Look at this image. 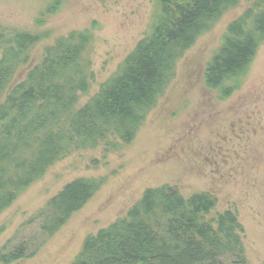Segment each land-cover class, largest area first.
I'll return each instance as SVG.
<instances>
[{
  "label": "trees",
  "instance_id": "obj_1",
  "mask_svg": "<svg viewBox=\"0 0 264 264\" xmlns=\"http://www.w3.org/2000/svg\"><path fill=\"white\" fill-rule=\"evenodd\" d=\"M67 0H46L34 27L46 28ZM242 0H155L151 32L115 72L94 83L91 46L97 25L50 39L0 23V215L55 164L74 152L130 145L175 78L177 63ZM35 28V29H36ZM264 44V0L230 22L219 52L207 62L204 86L227 101L240 90ZM77 179L47 201L38 231L58 232L103 185ZM208 193L182 196L174 187L146 189L124 217L85 239L72 264H247L243 228L230 210L216 212ZM24 246L2 254L10 264Z\"/></svg>",
  "mask_w": 264,
  "mask_h": 264
},
{
  "label": "rangeland",
  "instance_id": "obj_2",
  "mask_svg": "<svg viewBox=\"0 0 264 264\" xmlns=\"http://www.w3.org/2000/svg\"><path fill=\"white\" fill-rule=\"evenodd\" d=\"M253 0H242L177 63L175 78L134 141L119 153L74 152L51 167L0 215L1 255L24 246L10 264H72L85 239L125 216L146 189L174 187L182 196L211 194L216 212L230 210L243 228L247 264H264V44L240 90L224 102L204 86L205 65L219 52L227 25ZM46 0H0V23L40 31ZM155 0H67L46 20L50 39L97 25L91 46L94 83L83 104L152 30ZM36 28V29H35ZM77 179L103 185L55 234L38 231L48 200Z\"/></svg>",
  "mask_w": 264,
  "mask_h": 264
}]
</instances>
